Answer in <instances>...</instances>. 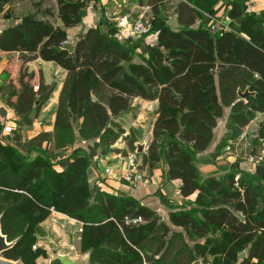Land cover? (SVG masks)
Masks as SVG:
<instances>
[{
	"label": "trees",
	"instance_id": "1",
	"mask_svg": "<svg viewBox=\"0 0 264 264\" xmlns=\"http://www.w3.org/2000/svg\"><path fill=\"white\" fill-rule=\"evenodd\" d=\"M56 1L62 26L25 17L0 32V53H19L23 64L54 62L67 71L53 133L23 141L13 131L7 140L0 123V227L14 242L2 257L23 261L54 210L83 223L88 245L83 251L93 249L92 264H206L208 255L214 256L211 264H235L246 250L240 264H264V177L233 169L220 179H205L197 167V156L211 146L225 109H230L231 139L264 113V12L247 13L244 2L233 0L232 30L213 32L193 26L200 12L211 14L220 0H184L178 9L185 27H160L158 47L134 63L143 38L121 43L113 37L115 29L91 28L76 41L74 52L65 49L66 30L81 24L86 1ZM165 1L149 0L154 17ZM33 78L22 70L17 84L10 80L2 95L22 120L33 112L38 116L48 98L39 101L48 88L40 84L36 91ZM247 91L251 94L242 98ZM135 98L159 102L143 163L163 160L167 180L181 182L183 198L198 194L194 208L169 216L182 232H172L170 224L132 197L92 188L91 162L83 152L75 153L66 170L53 168L54 150L69 148L79 138L113 146L126 133L114 119ZM131 137L126 140L135 150ZM46 142L52 150H43ZM138 218L142 222L134 224ZM199 239L206 241L193 248L187 244Z\"/></svg>",
	"mask_w": 264,
	"mask_h": 264
},
{
	"label": "crops",
	"instance_id": "2",
	"mask_svg": "<svg viewBox=\"0 0 264 264\" xmlns=\"http://www.w3.org/2000/svg\"><path fill=\"white\" fill-rule=\"evenodd\" d=\"M85 1V13L81 24L66 30L69 43L75 44L76 41L91 28H97L103 33H107L111 31V29L116 30L118 23L122 20L134 21L143 17L152 22L153 28L155 29L150 35L140 40L141 44L137 47L133 55L134 63H141L142 57H147L154 48L158 47L160 27L167 26L176 31L185 27L179 22L178 9L180 2L184 0H167L161 3L159 6L160 15L157 17H154L152 14L149 0ZM231 1L233 0H220L212 7L211 14L200 12L201 15L198 17L193 28H201L213 32L217 30H232V21L228 15ZM241 1L244 2V4L248 1H252L254 6L253 13H262L260 10H264V0ZM21 16H26V18L34 23L49 21L56 26H62L58 18V4L56 0H0V26L3 27L2 30L8 27L4 24L5 18H10V25L13 19L17 21L16 25H18L23 21V19L20 18ZM214 27L215 29H212ZM0 54L17 55L18 67L13 70L14 78L19 79L21 71L24 70V72L33 75L34 78L31 80V83L36 91L39 89L40 84L48 88L47 92L39 99L41 102L48 96L38 116L33 112L28 119L22 120L17 116L14 109L7 106L5 102L1 104L0 108L2 107L6 110L5 118L0 115V123L3 125L1 135L6 139L7 134L4 132V127L5 125H12L13 121L20 122L19 124L23 125V127L19 125V130L17 131L21 135L23 141H29L41 132L53 133L55 129L57 107L67 78V71L54 62H46L41 59L23 64L20 60L19 53ZM37 67H39L38 70ZM51 70L57 72V79L51 77ZM10 80H12L11 77L5 81L4 88L0 87V98H2L5 87ZM13 82L17 84L18 80L17 82ZM36 82L37 84H35ZM46 109H48L50 113L47 121L43 119V122L41 117L42 115L45 116ZM158 111V101H147L142 98H135L132 101L131 108L114 119V121L117 119L120 120L119 118L121 117L122 119L124 117H127L129 120L135 119L136 122L140 123V127H142L143 122L149 121L147 141H136L135 135L137 128L131 127L130 125L126 127L119 123L126 133L113 146L106 149L101 145L99 139L84 141L79 138L76 143L69 148L54 150L56 157H54L52 163L54 170L62 172L73 163L75 153H85L91 162L88 169V180L92 188L98 186L102 192L109 195L132 197L141 205L158 213L162 220L170 224L172 232H182V228L171 225L169 216L172 212L194 208L195 206L192 204L196 200L198 194L195 193L188 198H183L180 194L181 182L179 180H167V165L163 160L154 165H145L143 163V155L147 154L148 146L153 138V125L157 119ZM229 116L230 109L227 108L225 109L224 117L219 119L218 126L214 130V139L211 146L208 150L197 156V167L201 176L205 179H220L233 169H238L264 177V161L260 163V158H251L252 154H258V156L260 155L261 158H264V113L257 114L256 118L248 126L241 129L239 135L234 139L230 138L232 130L229 126ZM128 136H132L131 139L134 140V146L136 148H138L139 145L144 147V151L139 157V164L137 166L138 171L135 173L133 182L131 183L123 180L126 169L125 166H117L116 174L108 176L105 173V165L99 162L101 158L106 156L112 160L120 154L127 155L131 153L133 151L132 146L130 145V141L126 140ZM253 138L255 139V147L250 146ZM147 142L148 144H146ZM257 144L259 145L257 146ZM258 147L259 149L257 151ZM43 148L44 151L52 150L53 144L51 142H46ZM253 148H256V150H253ZM54 214H56V216H54ZM59 215L61 214L53 213L41 225L44 230V235L46 234L45 230L48 226H52L56 233H59L56 234L57 237L59 236L57 245L52 247L47 245L46 247L48 249L51 248L50 251L54 255L50 264H92L91 258L93 249L82 251L79 243L74 240L73 244H71V241L68 239L71 235H73V237H79L78 232L82 231L84 227L83 223L75 219L63 220ZM60 227H64V229ZM67 231L69 234L66 233ZM205 241L206 239H199L197 241L187 240V244L193 248L196 243L204 244Z\"/></svg>",
	"mask_w": 264,
	"mask_h": 264
},
{
	"label": "rangeland",
	"instance_id": "3",
	"mask_svg": "<svg viewBox=\"0 0 264 264\" xmlns=\"http://www.w3.org/2000/svg\"><path fill=\"white\" fill-rule=\"evenodd\" d=\"M256 11H258V10H256ZM260 12L263 13L264 10H260ZM255 14H260V13L256 12ZM25 17L26 16H21L20 18L24 19ZM5 19H6V20H4L5 26H9L10 18L8 17V18H5ZM2 28L3 27L0 26V31L2 30ZM17 67H18L17 55L0 54V87L1 88H4L5 81L10 79V77L12 78L13 81L17 82L18 79L13 77V70L15 68H17ZM38 69H39V67H37V70ZM51 77H53L54 79H57V72L51 70ZM35 84H37V82ZM1 104H4V101H3L2 98H0V106H1ZM45 113H46L45 116L42 115V117H41L43 122H44L43 119H45L47 121L50 111L48 109H46ZM119 119L120 120L117 119L114 122L117 123V124L121 123V124H123L126 127H129V125H130L131 127H136L137 128L136 129V135H135V140L136 141H139V140L140 141H147V137H148L147 136V128H149V121L143 122L142 127H140V125H139L140 123L136 122L135 119L129 120L127 117H124L123 119L121 117ZM19 123L20 122L13 121V124L9 125L12 128V131H18L19 130ZM21 127H23V125ZM11 133H6L7 134V136H6L7 140H9L12 137ZM252 140L253 141H251L252 144L250 146L251 147L252 146L255 147L256 146V144H254V140L255 139L253 138ZM146 144H148V142ZM258 145L259 144H257V146ZM254 149L256 150V148H253V150ZM258 149H259V147L257 148V151H258ZM132 152L137 154V165H138L139 164L140 154L138 153L137 148L135 150H133ZM254 152H256V151H254ZM226 153H228V152H226ZM255 157L260 158L259 159L260 163L264 161V158H261L260 155L258 156V154L257 155H253V154L251 155V158H255ZM128 183H131V182H128ZM53 213H57V214L63 215L64 217L59 215L60 217L63 218V220H65V219L74 220V219L70 218L69 216H67V215H65L63 213H59L58 211H54L53 210L52 214ZM157 215H158V213H157ZM54 216H56V214H54ZM60 228L64 229V227H60ZM45 231H46V234L44 236L36 235L35 243H34V245L31 246V253L27 252V253H24V255H23V261L24 262L22 260L14 261L16 264H50V261L53 259L54 255L50 251L51 248L48 249L46 247H47V245H50V247H52L54 245H57V239H59L58 238L59 236L57 237L56 234H59V233H56V231L52 228V226H48ZM66 233L69 234L68 231ZM30 235H32V233ZM78 236L79 237H77V236L73 237V235H71V237H68V239L71 241V244H73L74 240L77 243H79V245L81 247V250L83 251V249H86L88 247V245L86 243V240L84 239V229H82V231L78 232ZM77 238H79V239H77ZM12 244H14V242H12ZM247 256H248V251L247 250L242 252L238 256L235 264H240L243 259L247 258ZM205 262H206V264H211L212 262H214V256L208 255ZM252 264H258V263L256 261H254V262H252Z\"/></svg>",
	"mask_w": 264,
	"mask_h": 264
},
{
	"label": "built area",
	"instance_id": "4",
	"mask_svg": "<svg viewBox=\"0 0 264 264\" xmlns=\"http://www.w3.org/2000/svg\"><path fill=\"white\" fill-rule=\"evenodd\" d=\"M245 10L247 13L254 12V6L252 1H248L244 4ZM212 29H215L212 28ZM153 31V24L150 20L145 19L143 17L136 19L134 21L131 20H122L118 23L116 27V31L114 32V39L118 42L124 43L127 41H137L146 36L150 35ZM5 133H11L12 128L10 126L5 125L4 127ZM103 165H105V173L108 176H113L116 174L117 166H125V173L123 175V180L125 182H132L134 175L137 171V154L136 153H128L127 155L120 154L114 157L112 160L109 157H103L99 160ZM131 222V221H129ZM134 224L141 223L142 219L138 218L132 221Z\"/></svg>",
	"mask_w": 264,
	"mask_h": 264
},
{
	"label": "water",
	"instance_id": "5",
	"mask_svg": "<svg viewBox=\"0 0 264 264\" xmlns=\"http://www.w3.org/2000/svg\"><path fill=\"white\" fill-rule=\"evenodd\" d=\"M17 24L16 20H11V26H15ZM65 49H68L70 52H74L75 50V44L73 43H66L64 46ZM248 91L245 92L244 94H240L242 98H246L248 95H250ZM43 99V98H42ZM0 115L1 117L5 118L6 117V110L5 108H0ZM138 153L141 154L144 151V147L142 145H139L138 148ZM14 244L9 243L6 236L3 235L0 227V264H16L12 260H8L2 257L3 253L6 252L7 250L11 249ZM195 264H202L200 261H197Z\"/></svg>",
	"mask_w": 264,
	"mask_h": 264
}]
</instances>
